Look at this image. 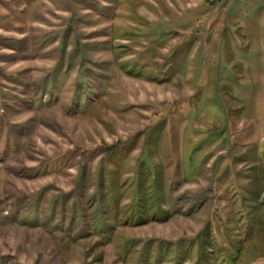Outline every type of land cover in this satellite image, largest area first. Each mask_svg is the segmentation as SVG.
I'll list each match as a JSON object with an SVG mask.
<instances>
[{
  "label": "rangeland",
  "instance_id": "1",
  "mask_svg": "<svg viewBox=\"0 0 264 264\" xmlns=\"http://www.w3.org/2000/svg\"><path fill=\"white\" fill-rule=\"evenodd\" d=\"M235 247L264 264V0H0V264Z\"/></svg>",
  "mask_w": 264,
  "mask_h": 264
},
{
  "label": "trees",
  "instance_id": "2",
  "mask_svg": "<svg viewBox=\"0 0 264 264\" xmlns=\"http://www.w3.org/2000/svg\"><path fill=\"white\" fill-rule=\"evenodd\" d=\"M161 205V204H160ZM144 207L143 208H141L140 209V212H139V214H140V216H146V215H150L151 216V218H154V219H159V220H163V218H164V216L166 215V213L167 212H165V211H162V209H161V207H158L156 210H154L152 213H147V212H143L144 210ZM135 216V215H134ZM159 216V217H158ZM216 255H218V257H217V259H222V260H224V262H225V264H228V262H230V261H234V260H236L237 259V257H239L240 256V251L239 250H237V247H235V252H234V257L231 255V254H229V255H223L222 253H221V250L218 248L217 249V251H216V253H215Z\"/></svg>",
  "mask_w": 264,
  "mask_h": 264
}]
</instances>
